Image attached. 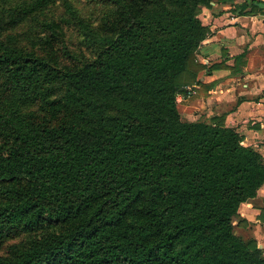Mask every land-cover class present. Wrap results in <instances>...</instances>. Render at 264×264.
<instances>
[{"label": "trees", "instance_id": "1", "mask_svg": "<svg viewBox=\"0 0 264 264\" xmlns=\"http://www.w3.org/2000/svg\"><path fill=\"white\" fill-rule=\"evenodd\" d=\"M58 1L0 0V264H264L234 232L261 155L177 106L211 0Z\"/></svg>", "mask_w": 264, "mask_h": 264}, {"label": "crops", "instance_id": "2", "mask_svg": "<svg viewBox=\"0 0 264 264\" xmlns=\"http://www.w3.org/2000/svg\"><path fill=\"white\" fill-rule=\"evenodd\" d=\"M258 3L264 0H211L210 8L200 7L198 16L208 34L196 59L210 66V72H200L195 95L176 100L184 120L223 116L225 125L236 129L264 163V12L252 9ZM234 232L254 239L264 252V183L241 205Z\"/></svg>", "mask_w": 264, "mask_h": 264}, {"label": "rangeland", "instance_id": "3", "mask_svg": "<svg viewBox=\"0 0 264 264\" xmlns=\"http://www.w3.org/2000/svg\"><path fill=\"white\" fill-rule=\"evenodd\" d=\"M69 3L76 12L81 16L96 18L102 11V5L96 3L93 0H65ZM52 10L57 13L59 16L65 17L66 7L62 0H59L55 6L52 7ZM74 32V37H76V32Z\"/></svg>", "mask_w": 264, "mask_h": 264}, {"label": "built area", "instance_id": "4", "mask_svg": "<svg viewBox=\"0 0 264 264\" xmlns=\"http://www.w3.org/2000/svg\"><path fill=\"white\" fill-rule=\"evenodd\" d=\"M197 88H198L197 84L192 85V86H187L185 88V91H186L185 92V95H179V97H181L182 99H184V98H190V97H192L193 95L196 94Z\"/></svg>", "mask_w": 264, "mask_h": 264}]
</instances>
